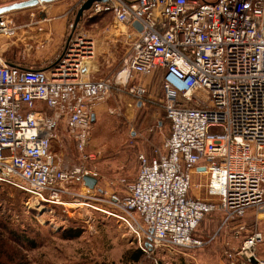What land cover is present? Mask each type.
Listing matches in <instances>:
<instances>
[{
    "label": "built area",
    "instance_id": "2783aa9c",
    "mask_svg": "<svg viewBox=\"0 0 264 264\" xmlns=\"http://www.w3.org/2000/svg\"><path fill=\"white\" fill-rule=\"evenodd\" d=\"M88 12L111 14L128 30L126 77L114 83L134 103L143 102L148 88L130 78L162 74L171 128L150 156H139V173L124 195L111 193L105 201L153 249L203 247L195 232L208 214L221 212L237 223L236 236L247 229L235 252L242 263L264 264L258 257L264 244V0H107ZM19 28L8 14L0 16V37ZM94 55L93 40L70 35L46 69L0 56L1 182L51 204L71 194L70 184L87 189L85 177L95 178L98 189L97 168L64 166L52 151L63 126L85 162L100 159V152L84 150L92 118L114 83L87 75ZM194 175L209 177L208 199L190 195ZM249 213L255 221L246 228Z\"/></svg>",
    "mask_w": 264,
    "mask_h": 264
},
{
    "label": "rangeland",
    "instance_id": "374dc122",
    "mask_svg": "<svg viewBox=\"0 0 264 264\" xmlns=\"http://www.w3.org/2000/svg\"><path fill=\"white\" fill-rule=\"evenodd\" d=\"M23 0H0V6ZM86 0H61L8 14L15 26L30 20L40 23L55 19L61 13L69 16L68 34L82 35L95 43V55L90 61V77L118 81L124 76L125 57L130 48L128 30L115 26L111 14L85 12L75 25L77 12ZM213 3L217 0H203ZM73 22V28L70 25ZM106 31L115 40L105 43ZM18 32V31H17ZM28 36L26 35L25 38ZM18 34L0 37V56L6 62H31L16 46ZM129 43H128V42ZM21 47V46H20ZM110 48V50H108ZM90 71V70H89ZM121 74V75H120ZM141 82L148 94L141 103H134L126 88L114 83L108 99L97 108L91 137L84 153L100 152V159L85 162L65 128L59 127L52 151L64 166L82 163L97 168L104 200L97 203L95 189L87 190L80 183L70 184L71 194H65L58 204L42 202L36 196L0 181V250L9 264H243L235 252L242 237L236 236L235 221L227 220L221 212L208 214L201 221L195 237L205 245L200 248L147 246L143 231H136L125 222L123 214L111 209L105 201L111 193L123 196L136 180L140 170L139 156H150L170 135V122L162 107V74L133 76L130 83ZM207 175L193 176L190 195L208 199L205 185ZM203 183V184H202ZM98 198V197H97ZM91 203V204H90ZM104 205L103 210L100 211ZM114 216V217H113ZM246 228L255 221V214L246 217ZM138 227V226H134ZM142 227V226H141ZM252 226H250L251 228ZM249 228V229H250ZM259 228L264 233V216H259ZM141 252V253H139ZM140 258L135 260V256ZM264 261V244L258 248ZM252 264V263H246Z\"/></svg>",
    "mask_w": 264,
    "mask_h": 264
},
{
    "label": "crops",
    "instance_id": "0c3cea01",
    "mask_svg": "<svg viewBox=\"0 0 264 264\" xmlns=\"http://www.w3.org/2000/svg\"><path fill=\"white\" fill-rule=\"evenodd\" d=\"M59 2V1H58ZM67 12L61 13L55 19H45L40 23L30 20L28 23L20 25L17 32L18 38L16 46L23 53L24 57H31V62L15 63L24 67H34L37 69H46L51 66L66 47L70 37L68 34L69 16ZM74 22V21H73ZM72 22V23H73ZM115 26L119 25L115 22ZM105 43H112L115 36L111 31H106ZM26 35L28 36L27 38ZM21 46V47H20ZM110 50V48H108ZM92 67H88L89 73Z\"/></svg>",
    "mask_w": 264,
    "mask_h": 264
},
{
    "label": "water",
    "instance_id": "95a60500",
    "mask_svg": "<svg viewBox=\"0 0 264 264\" xmlns=\"http://www.w3.org/2000/svg\"><path fill=\"white\" fill-rule=\"evenodd\" d=\"M57 1H61V0H23L20 2H14V3L8 4V5H2L0 6V16L13 13V12H17V11H21V10H25V9H29V8L38 7L39 5L49 4V3H53ZM106 1L107 0H86L81 5V7L79 8L77 12V15L74 21L75 25L79 24V22L83 19L85 12L90 10V8L95 2H106ZM134 26L139 31L141 30V27L138 24H134ZM92 120L94 122L95 118L93 117ZM84 182H85V185L90 189H93L97 184V180L92 177H85ZM146 245L150 246L149 243H146Z\"/></svg>",
    "mask_w": 264,
    "mask_h": 264
},
{
    "label": "trees",
    "instance_id": "16d2710c",
    "mask_svg": "<svg viewBox=\"0 0 264 264\" xmlns=\"http://www.w3.org/2000/svg\"><path fill=\"white\" fill-rule=\"evenodd\" d=\"M171 129V128H170ZM171 132V131H170ZM1 235H0V239H1ZM139 253H141V252H139ZM2 253H1V250H0V264H9V263H7V262H5L3 259H2ZM138 258H140L139 257V255H137V256H135V260L137 261L138 260Z\"/></svg>",
    "mask_w": 264,
    "mask_h": 264
},
{
    "label": "bare ground",
    "instance_id": "6f19581e",
    "mask_svg": "<svg viewBox=\"0 0 264 264\" xmlns=\"http://www.w3.org/2000/svg\"><path fill=\"white\" fill-rule=\"evenodd\" d=\"M90 64H91V62L89 61V62H88V67L90 66ZM88 73H89V72L87 71V75H88ZM122 77H124V76H121L120 78H122ZM125 77H126V75H125ZM125 77H124V78H125ZM198 178H199V177H198ZM202 184H203V183H202Z\"/></svg>",
    "mask_w": 264,
    "mask_h": 264
}]
</instances>
